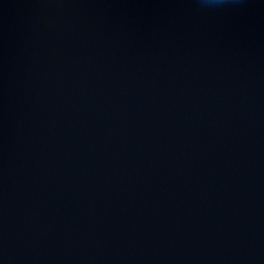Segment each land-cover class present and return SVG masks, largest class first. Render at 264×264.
Returning <instances> with one entry per match:
<instances>
[{
	"label": "water",
	"instance_id": "water-1",
	"mask_svg": "<svg viewBox=\"0 0 264 264\" xmlns=\"http://www.w3.org/2000/svg\"><path fill=\"white\" fill-rule=\"evenodd\" d=\"M0 264H264V0H0Z\"/></svg>",
	"mask_w": 264,
	"mask_h": 264
}]
</instances>
